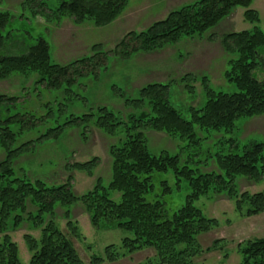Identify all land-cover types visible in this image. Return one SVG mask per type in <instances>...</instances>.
Listing matches in <instances>:
<instances>
[{"label": "trees", "instance_id": "16d2710c", "mask_svg": "<svg viewBox=\"0 0 264 264\" xmlns=\"http://www.w3.org/2000/svg\"><path fill=\"white\" fill-rule=\"evenodd\" d=\"M47 1L23 0L21 4L30 8L35 16L40 13L45 19L52 17L56 23L68 17L76 25L88 22L103 27L113 22L128 3V0H55L57 7L52 10ZM252 2L196 0L171 10L163 20L139 33H127L112 50L103 52L98 50L99 45H94L90 50L92 55L65 65L51 62L49 45L42 38H37L32 45L24 43L21 37L18 42L10 40L11 31L7 32L6 28L11 16L7 11L0 12V82L20 78L35 91L41 88L58 92L60 98L63 94L67 102L75 98L73 90L80 79L97 78L110 57L129 59L139 53L160 51L184 38H200L217 29L236 8L244 9L243 21L252 25L249 30L224 34L219 40L229 66L224 79L234 85V93L212 90L204 76L198 78L186 74L180 78V81H200L204 91L203 102L189 109V121L183 119L169 102L170 82L139 88L135 98L124 100L128 113L120 115L101 106L91 113L81 116L70 113L64 121L51 123L54 112H63V109L55 110V105L48 104L47 112L41 116L35 112H20L16 106L18 96L1 94L0 264H21L18 247L10 234L23 226L40 233L38 241L29 235L23 237L30 253L28 264H85L71 240L55 223L61 212L67 221L68 234L76 238L77 230L70 219L77 206L83 208L92 228L131 233V238L121 242V248L127 254L152 250L156 262L148 264H196V258L202 253L198 237L218 226L215 219L206 217L195 206L205 195L223 196L233 203L238 214L246 217L264 213V194L240 192L236 185L237 177L252 183L264 177L263 143H247L239 149L230 140L235 152L216 154L212 157L214 170L208 171L190 157L184 160L179 153L152 154L146 135L148 131L160 133L185 142L181 149H194L206 141L196 129L229 133L237 119H252L264 114V32L257 26V13L249 9ZM8 41H11L10 45ZM12 49H15L14 54ZM259 75H262L261 79L257 78ZM59 106L66 107L65 104ZM79 126L78 135L83 141L87 139L85 132L91 127L116 139L108 148L111 161L107 183L98 178L84 194L76 195L73 191L71 172L92 177L99 165L97 158L72 165L66 163L64 169L71 174L60 184H48L17 166L26 152L36 148L34 143L57 140ZM168 171L174 177L176 189L184 184L188 191L183 205L170 215L163 198L173 190L166 182H160L161 192L156 195L151 177L154 173ZM218 243H212L211 248H218ZM112 250V246L105 248V259L115 263L118 258ZM237 251L238 264H264V239L238 245ZM102 262V259L92 257L89 264Z\"/></svg>", "mask_w": 264, "mask_h": 264}, {"label": "rangeland", "instance_id": "374dc122", "mask_svg": "<svg viewBox=\"0 0 264 264\" xmlns=\"http://www.w3.org/2000/svg\"><path fill=\"white\" fill-rule=\"evenodd\" d=\"M22 1L0 0V12L7 11L11 16L6 28L7 32L11 31L10 40L18 42L22 38L24 43L32 45L37 38H42L49 45L51 62L65 65L82 56L92 55L93 52L90 50L94 45H99L98 50L103 52L112 50L127 33H139L152 23L163 20L171 10L196 0H128L120 15L103 27H95L88 22L76 25L68 17L56 23L52 17L45 19L40 13L35 16L30 8L21 4ZM47 4L52 10L57 7L55 0H48ZM249 9L257 13L259 18L257 26L264 32V0H253ZM243 12L244 9L236 8L232 16L217 29L212 33V30L207 32L200 38H184L175 44L165 46L160 51L152 54L139 53L129 59L120 60L110 57L105 70L97 78L90 76L80 79L78 86L73 90L75 98H70L71 102L64 101L63 94L60 98L58 92H49L41 88L35 91L34 87L16 77L0 82V95L18 96L20 99L16 106L20 112H35L36 115L41 116L47 112L48 104L55 105L57 107L55 110L63 109V112H54V117L50 119L51 123L54 120L64 121L70 113L75 116L91 113L101 106L119 112L120 115L128 113L130 111L124 106V100L135 98L139 88L151 83L170 82L169 102L183 119L189 121V109L203 102L204 91L200 81H180L182 76L186 74L198 78L204 76L207 78V84L216 92L232 94L236 91L234 85L224 79V72L229 66L219 40L224 34L252 28V25L243 21ZM210 33L211 36L208 38ZM8 42L10 45L11 41ZM14 50L12 49L11 53L14 54ZM262 56L264 57V51ZM257 78L261 79L262 75ZM63 104L66 105L65 108L59 106ZM196 130L206 138V141L201 142L194 149H181L186 145L185 142L152 131L146 132L148 149L155 155L162 151L170 154L179 153L184 160L190 157L199 167L208 171L214 170L212 157L216 154L226 155L235 152L234 147L240 149L247 143L264 144V114L252 119H237L233 131L229 133ZM78 131H81V126L67 131L57 140L34 143L36 148L26 152V156L22 157L17 166H21L22 171L48 184L63 183L72 173L73 191L76 195H82L90 190L98 178L107 183L110 178L111 161L108 148L116 139H111L91 127L85 132L87 139L83 141ZM230 140L233 141L234 147L229 143ZM2 158L3 153L0 151V160ZM92 158L99 160L92 177L75 171L70 173L64 169L66 163L67 165L84 163ZM151 177L156 195L161 192L160 182H166L172 188V193L163 198L168 214H172L183 205L184 197L188 193L185 185L181 184L180 188L176 189L170 171L154 173ZM236 185L240 192H247L250 195L264 194V177L257 183L237 177ZM195 206L206 217L218 222L217 228L198 237L202 253L196 258V264H238L240 260L238 245L254 239H264V213L246 217L234 210L231 201L213 194L201 197ZM55 219L56 227L71 240L85 264H89L92 257L102 259L101 264L156 262L152 250L144 249L131 255L127 254L121 248V242L124 238H131V233L92 228L80 206L73 208L70 219L77 230L76 238L68 234L67 221L61 212H58ZM25 235L37 241L40 238L39 231H31L27 226L10 234L12 241L18 247V259L21 264H28L30 259V253L23 239ZM215 241L219 242L216 245L218 248L215 247L216 249L213 250L211 245ZM108 246L113 247L112 252L118 258L115 263L107 262L105 259L104 250Z\"/></svg>", "mask_w": 264, "mask_h": 264}]
</instances>
